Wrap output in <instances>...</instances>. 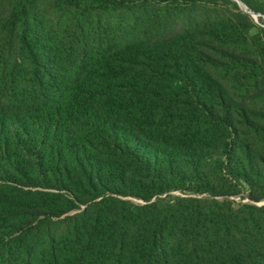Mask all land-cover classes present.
<instances>
[{
  "label": "trees",
  "instance_id": "1",
  "mask_svg": "<svg viewBox=\"0 0 264 264\" xmlns=\"http://www.w3.org/2000/svg\"><path fill=\"white\" fill-rule=\"evenodd\" d=\"M0 0V264H264V0Z\"/></svg>",
  "mask_w": 264,
  "mask_h": 264
},
{
  "label": "water",
  "instance_id": "2",
  "mask_svg": "<svg viewBox=\"0 0 264 264\" xmlns=\"http://www.w3.org/2000/svg\"><path fill=\"white\" fill-rule=\"evenodd\" d=\"M237 1H238V3L241 5V7H242L243 9L249 11L247 5H246L242 0H237ZM249 12H250L251 14H253V16H254L255 18L257 17V15H259V13H256V12H253V11H249Z\"/></svg>",
  "mask_w": 264,
  "mask_h": 264
},
{
  "label": "rangeland",
  "instance_id": "3",
  "mask_svg": "<svg viewBox=\"0 0 264 264\" xmlns=\"http://www.w3.org/2000/svg\"><path fill=\"white\" fill-rule=\"evenodd\" d=\"M252 15H253V14H252ZM258 16H259V15H257V17H256L257 20H258Z\"/></svg>",
  "mask_w": 264,
  "mask_h": 264
}]
</instances>
